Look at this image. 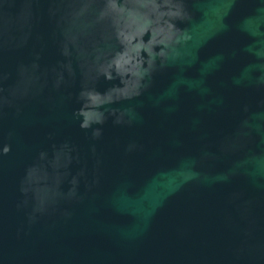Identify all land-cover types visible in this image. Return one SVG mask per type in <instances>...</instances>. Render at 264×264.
I'll return each instance as SVG.
<instances>
[{
	"label": "water",
	"instance_id": "obj_1",
	"mask_svg": "<svg viewBox=\"0 0 264 264\" xmlns=\"http://www.w3.org/2000/svg\"><path fill=\"white\" fill-rule=\"evenodd\" d=\"M0 264H264V0H0Z\"/></svg>",
	"mask_w": 264,
	"mask_h": 264
}]
</instances>
